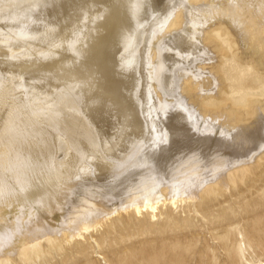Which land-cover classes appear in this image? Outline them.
I'll use <instances>...</instances> for the list:
<instances>
[{
	"label": "bare ground",
	"instance_id": "bare-ground-1",
	"mask_svg": "<svg viewBox=\"0 0 264 264\" xmlns=\"http://www.w3.org/2000/svg\"><path fill=\"white\" fill-rule=\"evenodd\" d=\"M229 63L264 71V0H0V102L13 100L0 128V205L28 206L12 220L0 207V264L47 250L32 243L39 210L74 186L95 197L127 183V197L107 209L80 198L57 244L121 212L154 218L198 198L200 144L177 151L206 146L213 122L232 160L214 150L218 173L206 182L227 188L228 169L264 149V91L239 96ZM168 145L178 149L165 159Z\"/></svg>",
	"mask_w": 264,
	"mask_h": 264
},
{
	"label": "rangeland",
	"instance_id": "rangeland-1",
	"mask_svg": "<svg viewBox=\"0 0 264 264\" xmlns=\"http://www.w3.org/2000/svg\"><path fill=\"white\" fill-rule=\"evenodd\" d=\"M226 73L228 81L234 85L239 96H245L250 90L254 91L251 96L264 91V71L258 72L250 67L229 63ZM6 99L5 103L0 102V128L12 109V98L7 96ZM201 123L200 121L199 124ZM219 123L213 122L218 127H215L211 135L216 138L211 137L206 146L200 139L197 140L199 143L195 139L191 140L192 144L190 140L185 139L184 143H180L181 149L168 145V150L164 153L166 159L169 155L173 156L178 149L177 156L183 159L190 150H195L194 143L197 146L200 144L204 162L192 171H199L198 175L204 174L206 179L199 188L198 198L176 208L169 205L159 207L154 218L146 212L141 215H136L132 210L121 212L103 223L97 231H90L82 238L68 243L57 244L53 242L52 235L60 228L69 227L67 219L71 218L72 207H75L80 198L85 197L96 207L100 205L99 209H107L118 205L122 198L127 197L126 191L122 190L128 185L126 182L110 193L100 190L95 197L84 190H74V186L67 195L60 198L61 206H42L39 210L38 217L43 221L44 227L38 232L37 240L32 243L37 245L40 240H46L47 250L35 257L24 258L19 263L264 264V149L261 148L256 154L257 158L254 156V159L245 165L228 169L227 188L214 185L213 181L206 182L212 174L218 173L215 169L217 159L213 156L214 150L219 151V154L215 155L225 163L232 160L231 147L224 148L217 144L222 126L221 123L219 126ZM22 124L23 118L19 116L15 125L18 128ZM27 125L23 124L24 129ZM29 143L22 144L26 146ZM248 156L249 154H244L241 158L249 160ZM60 158L62 153H58L57 159ZM155 177V181L165 183L169 175L155 171ZM23 203V206H17L15 203L9 206L1 204V213L4 210L10 212L12 220L13 215L19 216L22 211L27 212L28 206ZM26 246L19 245L23 250H27Z\"/></svg>",
	"mask_w": 264,
	"mask_h": 264
}]
</instances>
